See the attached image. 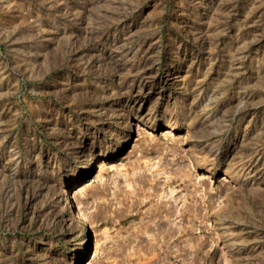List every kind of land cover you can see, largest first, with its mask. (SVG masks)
Returning a JSON list of instances; mask_svg holds the SVG:
<instances>
[{
    "label": "rangeland",
    "instance_id": "374dc122",
    "mask_svg": "<svg viewBox=\"0 0 264 264\" xmlns=\"http://www.w3.org/2000/svg\"><path fill=\"white\" fill-rule=\"evenodd\" d=\"M0 264H264V0H0Z\"/></svg>",
    "mask_w": 264,
    "mask_h": 264
},
{
    "label": "bare ground",
    "instance_id": "6f19581e",
    "mask_svg": "<svg viewBox=\"0 0 264 264\" xmlns=\"http://www.w3.org/2000/svg\"><path fill=\"white\" fill-rule=\"evenodd\" d=\"M72 193V192H71ZM66 200V199H65ZM64 203H66V202H64ZM76 212V211H75ZM79 216V215H78ZM83 227V226H82Z\"/></svg>",
    "mask_w": 264,
    "mask_h": 264
}]
</instances>
